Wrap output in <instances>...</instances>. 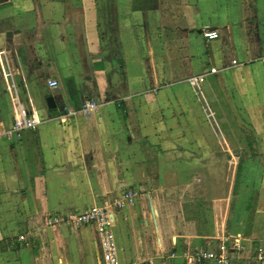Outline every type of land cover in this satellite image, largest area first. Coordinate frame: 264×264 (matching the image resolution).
Returning a JSON list of instances; mask_svg holds the SVG:
<instances>
[{
	"label": "crops",
	"instance_id": "crops-1",
	"mask_svg": "<svg viewBox=\"0 0 264 264\" xmlns=\"http://www.w3.org/2000/svg\"><path fill=\"white\" fill-rule=\"evenodd\" d=\"M75 1L0 0V264H102L94 227L49 222L95 205L112 213L120 264H186L185 250L235 241L231 264L255 261L264 0ZM19 109L40 124L7 140ZM229 110L257 151L230 156ZM127 190L135 202L119 207Z\"/></svg>",
	"mask_w": 264,
	"mask_h": 264
},
{
	"label": "built area",
	"instance_id": "built-area-1",
	"mask_svg": "<svg viewBox=\"0 0 264 264\" xmlns=\"http://www.w3.org/2000/svg\"><path fill=\"white\" fill-rule=\"evenodd\" d=\"M202 36L208 41L217 40L219 34L215 30L203 29ZM264 61V57L262 58ZM233 65L236 61L232 62ZM216 68H210L202 72L199 76L190 79V83L194 86L200 84L207 76L216 74ZM49 87L57 88L56 81H48ZM98 108L95 102L88 101L81 108L80 112L84 115L94 112ZM74 112H68V115H73ZM63 120V117H60ZM40 124V120L33 115L29 116L25 109H19L15 112L13 123L9 129L4 132V137L7 140H19L22 133L27 130H33ZM135 193L132 190H127L123 193L119 207L125 205H132L135 202ZM52 225L64 226L70 230H78L87 226L94 227L97 236V245L100 252L102 264H120L117 255L116 242L111 231L113 224L112 213L106 206L95 205L83 210L71 211L67 214L53 215L50 218ZM243 247L235 241L232 246H220L217 249L206 250L203 248H195L192 250H185L183 257L186 264H231L233 253H239ZM257 261L264 264V251L258 249Z\"/></svg>",
	"mask_w": 264,
	"mask_h": 264
},
{
	"label": "rangeland",
	"instance_id": "rangeland-1",
	"mask_svg": "<svg viewBox=\"0 0 264 264\" xmlns=\"http://www.w3.org/2000/svg\"><path fill=\"white\" fill-rule=\"evenodd\" d=\"M53 2H63L65 0H51ZM78 0L75 1V4L77 3ZM82 1V2H81ZM81 5L86 6L87 9H118V3L117 0H79ZM216 85V84H215ZM236 111L233 110H229V111H225L224 114H226V116L229 118H227L228 120V125H226V129L228 130V132L230 133V135L232 136L231 140H230V156L232 157H236L233 154V149H240L242 150L243 157L251 154L256 150V142L254 141V136L250 134V132L247 130L248 127H245L243 125H237L233 123L232 119H237V116L239 115V113H235ZM238 120V119H237ZM226 122V120H224ZM245 122V120H243ZM242 128V129H241ZM240 137H242L244 140L239 139ZM246 139V140H245ZM255 143V144H254ZM234 243V242H233ZM230 244V246L233 245ZM241 245V244H240ZM242 246V245H241ZM243 247V246H242ZM259 247H252V252H254V259L255 261H250L248 262V264H262L260 262L257 261L256 257L258 256V249ZM263 249L264 251V246H261V250Z\"/></svg>",
	"mask_w": 264,
	"mask_h": 264
},
{
	"label": "water",
	"instance_id": "water-1",
	"mask_svg": "<svg viewBox=\"0 0 264 264\" xmlns=\"http://www.w3.org/2000/svg\"><path fill=\"white\" fill-rule=\"evenodd\" d=\"M10 35H11V33H7V36H10ZM46 102H47L48 108H54L55 107V104H54V101H53L52 98H47ZM236 154H238V151H235V155ZM263 195H264V190H261L260 191V197H259V201L260 202H262L263 199H264V196Z\"/></svg>",
	"mask_w": 264,
	"mask_h": 264
},
{
	"label": "trees",
	"instance_id": "trees-1",
	"mask_svg": "<svg viewBox=\"0 0 264 264\" xmlns=\"http://www.w3.org/2000/svg\"><path fill=\"white\" fill-rule=\"evenodd\" d=\"M240 173V166L238 167V172H237V176H236V180H238V178H239V174Z\"/></svg>",
	"mask_w": 264,
	"mask_h": 264
}]
</instances>
